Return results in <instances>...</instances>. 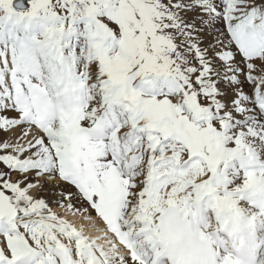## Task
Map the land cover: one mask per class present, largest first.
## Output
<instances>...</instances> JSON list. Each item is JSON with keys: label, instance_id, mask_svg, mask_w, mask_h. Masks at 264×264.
<instances>
[{"label": "rangeland", "instance_id": "1", "mask_svg": "<svg viewBox=\"0 0 264 264\" xmlns=\"http://www.w3.org/2000/svg\"><path fill=\"white\" fill-rule=\"evenodd\" d=\"M13 2L0 0V25L13 40L10 46L0 32V223L13 227L1 230V259L10 264L24 259L19 227L37 231L41 223L71 233L67 226L74 221L56 210L50 215L31 211L36 205L22 196L15 174L67 177L65 184L88 208H97L113 192L126 198L134 190L129 163L141 160L144 149L157 157L151 159L153 186L163 181V162L185 165L211 184L212 201L236 214L235 219L246 220L242 205L264 217V116L258 107L264 97L256 91L260 85L254 90L257 82L264 84L257 69L264 60V0H29L25 12L15 10ZM216 34L233 51L227 57L236 55L238 67L245 69L237 84L223 76L226 55L220 53L223 61L215 58L224 49L213 42ZM96 79L98 91L90 87L83 110L87 103L78 86ZM234 85L252 94L255 104L240 125L229 123L226 106L217 99ZM95 97L104 100L96 111ZM24 114L47 127L42 131L49 135L52 155L18 163L19 142L5 146L3 136L15 126L39 131L22 120ZM99 129L108 135L96 141L93 134ZM9 204L22 216L19 221L4 217ZM121 226L123 232L131 229L127 223ZM121 255L107 261L129 258L127 251Z\"/></svg>", "mask_w": 264, "mask_h": 264}, {"label": "bare ground", "instance_id": "2", "mask_svg": "<svg viewBox=\"0 0 264 264\" xmlns=\"http://www.w3.org/2000/svg\"><path fill=\"white\" fill-rule=\"evenodd\" d=\"M28 1L29 0H27V3ZM0 32L3 33V38L6 40L5 42H9L11 46L13 40L11 41V36L5 32L4 24L2 26L0 25ZM218 37L223 36L219 35L215 37L213 42L215 45H223L224 49L222 52L217 51V56L215 58L217 61H223L225 60L224 55H226L227 63L224 62L223 76L225 79H230V84H237L245 78V75L241 76L239 74V72L245 69L243 66L238 67L240 60L236 55L233 54V56L227 57V55L233 53V51L227 49L226 39ZM260 50L261 49L257 48L255 52L258 54ZM220 53H224V55ZM240 53L241 55L244 54L242 51H240ZM244 56L248 58L247 54ZM263 61L262 63L258 61V63L262 65L257 67L262 81H264ZM97 80L98 79L93 83L91 82V84L87 81L84 83L81 82V86H78L82 87L84 94L83 98L87 103L85 104L86 106L83 105V110L88 108L89 95L92 90H90V87H94V93L98 91L96 88L100 79ZM257 83L258 84L254 86V90L256 86L260 85L256 91L260 94V98L261 96L264 97V84ZM218 84L217 81V85ZM4 85L5 84H3V86ZM244 90L241 87L235 86L231 88L230 86H226L218 94L217 99L223 100L220 102H223L226 106V108H224L230 124H241V122L247 120L253 113L255 106V104L252 106L253 101L251 100L253 96L252 94L249 95ZM99 98L97 97L95 99L94 108L92 107L94 111H96L98 107L104 106V103H101L104 102V100L101 101ZM229 100H232L230 101L231 103H229ZM230 105L233 106L231 111L229 110ZM258 107L261 114L264 116V100L258 104ZM243 114L245 115L243 116ZM92 115L91 112L90 116ZM106 119H103V121ZM22 120H24L26 124L29 122V125L38 128L39 131L30 126L21 125H18V127L15 126V129L6 131V134L3 136L6 147L7 144L14 145L16 142H19L17 148H15V151H17L16 159L18 163L28 159L35 160V158L38 159V157L41 158L45 156L49 153V144L51 142L50 140V142L48 141V133H43L42 131V129H47V127L43 128L44 123L30 118L27 115H25ZM115 122L113 121L112 123L114 124ZM103 123H105V121ZM108 124H110V121ZM107 135L108 133L100 129L93 134L94 140L96 141L104 139ZM114 151H110L111 155L119 158L120 155ZM143 152H145V155L142 156L141 160L137 162L136 158H134V160H131L133 163H129L131 172L135 174L134 177L131 175L135 178V182L132 183L135 185V188L130 192V195L123 198L121 195H117V193L112 191L113 193L107 195L103 201L101 199L97 208H88L85 204L86 202L82 200L79 193L65 184L68 180L67 177L61 178V182L59 177H55V174L42 173L36 177L30 173L31 171H25L23 174L20 172L19 175L15 174L13 177H17L18 185L24 191L22 196L29 205H36V209H32L31 211L50 215L55 213L53 210H56L62 212V217L71 215L70 218H72V221L74 220L67 226V229H69L71 233L65 230L58 231L54 226L50 228V226L45 224L42 225L41 223H37V231L23 230L19 227L18 234L25 239L21 248L26 250L24 252V259L16 264H177L176 258L172 254L171 247L167 244L163 233L164 223L168 222L171 216L175 214L180 215L183 220L191 222L195 234L201 241L207 243L211 247L218 264H245L237 257L238 252L242 248L249 249L256 263L264 264V217L262 221L261 218H258V216L250 210L251 208L248 209L245 205H242L240 206L242 207L241 212L246 216V220L235 219L236 214L220 206L221 204L217 205L212 201L209 194L211 191L207 189L211 184L209 185L207 180L203 179L200 175H196L197 173H191L187 169H184V167H186L185 165L178 166V164L174 162H163L165 167L164 170L160 168L161 172L159 176L163 181L160 185L157 184L153 186L154 172H152L153 161L151 159L156 162L155 159H157V157L151 150L144 149ZM49 155L52 154L49 153ZM206 168L208 169L209 167L206 165ZM209 170L212 171L210 168ZM234 173V170H230L228 174L233 177ZM114 179H116V177ZM158 186L160 187L159 189ZM153 195L156 197L155 200H152ZM112 201H115L113 205H107ZM9 207L4 217L19 221L18 219H21L22 216L17 214V210L13 208L11 204H9ZM252 207H254V205ZM74 211L75 213H73ZM228 213L232 214L230 218L227 216ZM34 215L37 216V214ZM76 215L77 219L75 220L74 218ZM232 216H234V218H232ZM34 217L32 216V219ZM34 220L36 219L34 218ZM123 223H127V226H130L131 229L123 232L121 226ZM8 228L10 230L13 229V227L9 226L4 227L3 224L0 223V233L1 230H7ZM133 229L138 231L131 236ZM95 233L99 234L94 235ZM34 239L42 244L41 250L37 249L33 244ZM27 245L28 248L26 247ZM9 249L11 248H8V250ZM124 250L129 253L128 259L124 257L121 260L115 259L113 261H107L111 260L113 257L117 258L122 256L121 254L125 252ZM2 256L1 254L0 264H10L5 259H1Z\"/></svg>", "mask_w": 264, "mask_h": 264}, {"label": "water", "instance_id": "3", "mask_svg": "<svg viewBox=\"0 0 264 264\" xmlns=\"http://www.w3.org/2000/svg\"><path fill=\"white\" fill-rule=\"evenodd\" d=\"M13 8L18 11H26L29 8L27 0H15L13 2Z\"/></svg>", "mask_w": 264, "mask_h": 264}, {"label": "crops", "instance_id": "4", "mask_svg": "<svg viewBox=\"0 0 264 264\" xmlns=\"http://www.w3.org/2000/svg\"><path fill=\"white\" fill-rule=\"evenodd\" d=\"M5 1L7 2V1H11V0H5Z\"/></svg>", "mask_w": 264, "mask_h": 264}]
</instances>
